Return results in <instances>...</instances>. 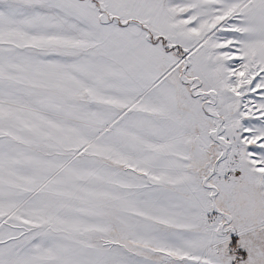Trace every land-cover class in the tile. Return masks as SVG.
<instances>
[{
  "label": "snow or ice",
  "instance_id": "obj_1",
  "mask_svg": "<svg viewBox=\"0 0 264 264\" xmlns=\"http://www.w3.org/2000/svg\"><path fill=\"white\" fill-rule=\"evenodd\" d=\"M0 264H264V0H0Z\"/></svg>",
  "mask_w": 264,
  "mask_h": 264
}]
</instances>
